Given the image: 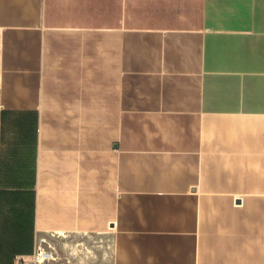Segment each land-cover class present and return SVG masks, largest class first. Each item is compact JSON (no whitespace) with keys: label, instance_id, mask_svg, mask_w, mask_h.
Listing matches in <instances>:
<instances>
[{"label":"crops","instance_id":"crops-1","mask_svg":"<svg viewBox=\"0 0 264 264\" xmlns=\"http://www.w3.org/2000/svg\"><path fill=\"white\" fill-rule=\"evenodd\" d=\"M104 238L264 264V0H0V264Z\"/></svg>","mask_w":264,"mask_h":264},{"label":"rangeland","instance_id":"rangeland-1","mask_svg":"<svg viewBox=\"0 0 264 264\" xmlns=\"http://www.w3.org/2000/svg\"><path fill=\"white\" fill-rule=\"evenodd\" d=\"M112 239H99L98 240V255L100 264H107L112 259Z\"/></svg>","mask_w":264,"mask_h":264},{"label":"built area","instance_id":"built-area-1","mask_svg":"<svg viewBox=\"0 0 264 264\" xmlns=\"http://www.w3.org/2000/svg\"><path fill=\"white\" fill-rule=\"evenodd\" d=\"M39 255H41V254H39ZM39 255L37 256V259H38V260H40ZM24 263H25V262H24ZM22 264H23V263H22Z\"/></svg>","mask_w":264,"mask_h":264}]
</instances>
